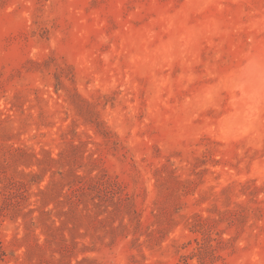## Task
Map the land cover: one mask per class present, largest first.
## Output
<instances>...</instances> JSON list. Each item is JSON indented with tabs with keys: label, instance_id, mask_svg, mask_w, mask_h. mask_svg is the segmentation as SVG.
Wrapping results in <instances>:
<instances>
[{
	"label": "rangeland",
	"instance_id": "374dc122",
	"mask_svg": "<svg viewBox=\"0 0 264 264\" xmlns=\"http://www.w3.org/2000/svg\"><path fill=\"white\" fill-rule=\"evenodd\" d=\"M0 264H264V0H0Z\"/></svg>",
	"mask_w": 264,
	"mask_h": 264
}]
</instances>
